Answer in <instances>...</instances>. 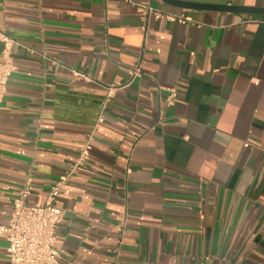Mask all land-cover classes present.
I'll list each match as a JSON object with an SVG mask.
<instances>
[{"label": "crops", "instance_id": "obj_1", "mask_svg": "<svg viewBox=\"0 0 264 264\" xmlns=\"http://www.w3.org/2000/svg\"><path fill=\"white\" fill-rule=\"evenodd\" d=\"M176 1L260 12L0 0V226L70 174L62 264H264V0Z\"/></svg>", "mask_w": 264, "mask_h": 264}, {"label": "built area", "instance_id": "obj_2", "mask_svg": "<svg viewBox=\"0 0 264 264\" xmlns=\"http://www.w3.org/2000/svg\"><path fill=\"white\" fill-rule=\"evenodd\" d=\"M143 28H146L150 19L166 18L170 21L186 22L188 18L172 16L163 13L161 10L151 6L142 5ZM7 47L4 53L5 61L0 64V91L4 92L8 85L9 78L14 70L11 55ZM142 64L139 63L132 68V80L142 75ZM178 96L174 88L168 96L166 103L172 106ZM105 118L104 113L100 114L98 124H102ZM91 140L81 150L77 165L82 166L89 158ZM70 177V174L61 177L48 194L45 205H33L27 203L29 190H23L14 202L11 218L7 226H0V233L3 234L8 243L7 259L8 264H62L59 261L57 250L56 231L59 228L64 210L56 205L62 186Z\"/></svg>", "mask_w": 264, "mask_h": 264}, {"label": "water", "instance_id": "obj_3", "mask_svg": "<svg viewBox=\"0 0 264 264\" xmlns=\"http://www.w3.org/2000/svg\"><path fill=\"white\" fill-rule=\"evenodd\" d=\"M169 1L170 4H174L176 6L187 8V9H201V10H230V11H237V12H251V13H257L260 12L256 8H234V7H228V6H215V5H203V4H194V3H188V2H181L176 0H166ZM171 1V2H170Z\"/></svg>", "mask_w": 264, "mask_h": 264}]
</instances>
